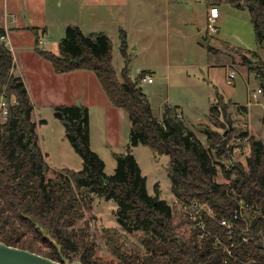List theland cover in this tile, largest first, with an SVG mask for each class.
I'll return each instance as SVG.
<instances>
[{
    "label": "trees",
    "instance_id": "1",
    "mask_svg": "<svg viewBox=\"0 0 264 264\" xmlns=\"http://www.w3.org/2000/svg\"><path fill=\"white\" fill-rule=\"evenodd\" d=\"M209 4L246 10L255 41L264 48V0H209ZM28 31L34 36V52L55 74L86 70L95 75L108 101L128 117V142L126 153L113 154L115 168L112 175H106L104 162L90 149L88 108L53 106L65 137L82 159V168H64L48 177L49 166L31 119L33 105L21 78L10 74L14 70L11 51L0 43V96L4 89L10 95L6 99L8 114L0 121V243L42 254L60 264L70 263L73 256L82 264H97L92 243L87 240L89 235L73 228L82 217L78 211L97 198L115 205L117 225L127 234L138 235L144 250L125 247L122 252L119 246L114 253L117 263L105 264H264L263 248L252 242L246 245L239 237L243 228L257 241L264 237V140L247 132L237 134L246 140L240 144L249 147L246 167L236 163L227 168L221 165L226 182L220 184L215 181L218 160L224 157L230 161L235 145H229L223 135L207 128L203 130L204 146L184 120L177 118L176 107H165L161 120L156 119L139 87L144 72L134 80L128 76L123 38L120 53L125 66L119 80L111 62L112 44L104 33L86 36L77 27L68 26L54 54L39 48L37 29ZM4 35L0 30V36ZM244 51L238 53L242 65L250 63H246L245 53L259 59L255 51ZM258 63L257 81L264 92V62ZM220 97L216 93L215 102L209 107L208 119L216 128L218 117H225L220 115ZM241 109L246 111L245 106ZM138 146L147 147L153 155L168 157L166 172L174 198L181 202L200 200L210 206L214 219L206 220L208 232L204 237H199L198 228L189 237L178 231L173 208L160 199L158 191L148 195L146 178L130 153ZM244 210L254 214L248 226ZM222 219L240 226L230 241L218 224ZM38 243L50 246L40 253L35 245Z\"/></svg>",
    "mask_w": 264,
    "mask_h": 264
},
{
    "label": "rangeland",
    "instance_id": "2",
    "mask_svg": "<svg viewBox=\"0 0 264 264\" xmlns=\"http://www.w3.org/2000/svg\"><path fill=\"white\" fill-rule=\"evenodd\" d=\"M181 5L188 15H191L193 10V19L189 16L190 18L181 22L180 28L176 30L174 21L164 16L163 9L162 18H157L155 24L151 26L150 33H145L146 51L133 58L131 65H128V75L130 73L129 77L132 79L141 73L137 72L140 69L153 70V85L144 84L142 88L156 118H160L166 106L178 105L183 110L184 118L182 119L185 124L204 146H206V139L203 130L207 128L223 135L229 145H235L229 154L230 161L224 157L218 160L220 166H218V175L215 181L221 184L226 182L221 173V165L227 168L230 164L236 163L246 167L245 162L250 155L249 147L246 144H240L242 139L236 135L247 132L253 138H264V92L256 93L258 89H261L257 81V74L260 70L258 61L264 62V48L255 41L254 31L246 10H236L228 4L220 5V19L217 22L218 33L213 37L205 38L206 35L203 31L206 24L201 20L203 19L202 14L200 15L205 9L204 0L200 2L186 0ZM195 16L197 20L194 19ZM134 35L138 36L134 31H130L131 40L138 38ZM63 36V30L58 27L51 28L49 36L46 38L48 43L40 46V37L38 46L55 52ZM15 37L11 36L13 41ZM31 39L33 36L30 34L15 39L21 47L15 55L13 53L12 55L18 58L22 57L23 71L28 68V61L24 57L25 52L31 49L29 48ZM44 39L42 41L45 42L46 39ZM0 41L3 43V40L0 39ZM112 42L114 44L111 52L112 65L117 78L121 80L123 59L119 52L117 35L112 37ZM200 42L203 47L199 45ZM209 47H212L213 51H207ZM243 49L255 51L259 59L255 60L250 54L245 53L248 60L246 63H250L248 66L242 65V59L238 53L245 52ZM126 60L129 61L127 53ZM225 62L228 63L226 66L223 65ZM211 64L213 65L210 66ZM228 66H233L237 71L235 79L231 81L230 85L227 84ZM248 67L250 69H247ZM10 72V74H14L13 69ZM29 85L32 86V91L37 90L35 83L28 82ZM5 91L4 89L1 94L4 96V100L8 96L10 98V95ZM252 92L256 94V97L249 100L247 96ZM216 93L221 96L219 107L224 112L220 111V115L225 116L224 118L218 117V121L215 123L217 128L208 119L209 107L215 102ZM90 99L92 104L87 106L90 149L104 162L105 174L112 175L115 168L113 154L126 153L129 120L126 113L119 111L121 114H112L106 124V107L109 101L99 87L98 95L96 96L92 91ZM36 101L38 104H33L31 119L35 123L38 145L49 166L47 176L51 177L55 171L64 168L79 171L82 168V159L65 137L62 124L54 116L53 106L50 108L44 105V99L40 95L37 96ZM73 101L74 105L84 104L83 97H75ZM110 106L113 107V105ZM244 106L245 112L241 109ZM176 113L179 115L178 109ZM179 118L181 119L180 116ZM130 153L136 160L142 175L146 178L148 195H154L158 191L160 199L166 201L173 208L174 221L179 224L178 231L183 232L187 237L191 236V231H195L196 228L193 222L183 215L182 203L176 204L175 198L170 192V180L166 172L168 157L153 155L144 146L134 147ZM192 201L203 204V206L207 205L200 200ZM248 209L250 210V207ZM247 210H244L243 213L244 220L247 222L246 226L254 218L253 212L250 213ZM114 211L115 205L112 202H104L97 198H92L90 204L78 211L81 212L82 217L75 222L73 228L83 229V232L89 235L87 240L92 243L93 260L97 264L117 263L114 253L119 246H121L122 252L125 247L129 249L137 247L141 252H144L138 235L127 234L117 225L113 215ZM184 219L187 222L184 223ZM239 237L246 238L248 243L252 242L258 245L254 238L248 236L244 230L239 233ZM35 245L40 253L46 252L50 246L40 243ZM259 246L264 251V243H259ZM71 259L72 261L68 264L79 262L78 257L73 256Z\"/></svg>",
    "mask_w": 264,
    "mask_h": 264
},
{
    "label": "crops",
    "instance_id": "3",
    "mask_svg": "<svg viewBox=\"0 0 264 264\" xmlns=\"http://www.w3.org/2000/svg\"><path fill=\"white\" fill-rule=\"evenodd\" d=\"M185 1L186 0H0V30L5 32L4 38L9 43V50L14 55L21 47L16 43L15 39L19 36L28 34L33 36V34L28 31L29 28L37 29V33L40 35L41 39H46L49 36L51 28L58 27L63 30L64 33L66 27L74 26L86 36L104 33L110 39L112 46L114 45L112 37L117 35L119 52L122 38L124 39L126 53L129 56V61L127 62L130 66L133 58L146 51L147 45L144 44L145 33H150L151 26L155 24L157 18H162L163 9L164 16L174 21L176 30L180 28V23L184 22V20H188L190 17L193 19V10L191 11L192 14L188 15L183 5H181ZM195 1L200 2L201 0H193V2ZM204 6V11L200 13L204 19H201L202 22L206 21L208 10L212 7L209 4V0H204ZM216 7L220 12V6L217 5ZM194 19L197 20V17L195 16ZM217 27L219 29L218 25ZM42 30H46V33H42ZM130 31L137 33L138 36H134L138 38L131 40L129 36ZM11 36H16L14 41ZM207 38L210 37L207 36ZM34 41L33 36L29 47L31 49L25 52L24 58L28 61V68L25 71H23V63L21 62L22 57L18 58L12 55L14 74L21 78L32 105L38 104L36 100L37 96L40 95L44 99V105L50 108L57 105H74L73 99L75 97H83L84 104H82L87 107L91 103L90 93L93 91L97 96L98 87L101 89L95 75L86 70H79L69 74H55L51 66L33 52ZM47 43L46 39L44 45ZM199 45L203 47L201 42ZM40 46V49L49 51V49ZM57 51L50 52L57 54ZM207 51H213L212 47H209ZM121 57L124 67L125 59L122 55ZM227 64L228 63L225 62L223 65L226 66ZM212 65L213 64L210 66ZM137 72H144L143 76H150L152 78L154 76V72L151 69H140ZM128 76H130V73ZM134 79L135 77L131 80ZM28 82L35 83L37 90L32 91V86H28ZM153 83L154 80L152 83H146L142 82L140 79L139 87L144 91L142 88L144 84L153 85ZM110 105L112 104L109 102L106 107V124H108L112 114H121L119 111H123ZM166 107L178 108L181 118H184L183 110L180 106L168 105ZM161 117L162 114L159 119L155 118L160 121ZM259 140H264V138H259Z\"/></svg>",
    "mask_w": 264,
    "mask_h": 264
},
{
    "label": "built area",
    "instance_id": "4",
    "mask_svg": "<svg viewBox=\"0 0 264 264\" xmlns=\"http://www.w3.org/2000/svg\"><path fill=\"white\" fill-rule=\"evenodd\" d=\"M218 19H219L218 8L216 6L210 7L208 10L207 17H206V21H205L206 26L204 29L205 34L208 37H213L214 35L217 34L218 27H217L216 23H217ZM0 39L3 40L4 45L8 48L9 43L5 40L4 36H0ZM42 40L43 39H41L39 41L40 45H44V41H42ZM228 67H229V71H228L227 84H231V81L233 79H235L237 71L234 69L233 66H228ZM141 81L146 82V83H152L153 78L150 76H143L141 78ZM256 93L257 94L261 93V90L258 89ZM247 97L250 100L251 98H255L256 94L254 92H252V94L248 95ZM5 100H4V96L1 95L0 96V119H2V120H5L6 116L8 114L7 101H5ZM179 116H180V114L177 115V118H179ZM175 201H176L175 202L176 204L182 203L181 209H182L183 215L187 219H189L193 222V225L195 226L196 229L197 228L199 229V237L200 238L204 237V235L207 234V232H208L206 220H213L214 219V214H213L212 209L209 206H207V205L203 206V204L201 205L200 203H198L196 201L180 202L176 198H175ZM218 224H219V226L223 227L226 230L227 239L229 241L232 239V236H233L232 234L234 233V230L240 229L239 228L240 226L238 224L234 223L233 221L226 220V219L220 220L218 222ZM242 230L247 232V228L240 229V231H242ZM241 240L243 241V243H245L247 245L248 240L246 238H241ZM254 241L257 242L259 245V243H264V237H261L260 240H258V241L256 239H254ZM261 241H263V242H261Z\"/></svg>",
    "mask_w": 264,
    "mask_h": 264
},
{
    "label": "water",
    "instance_id": "5",
    "mask_svg": "<svg viewBox=\"0 0 264 264\" xmlns=\"http://www.w3.org/2000/svg\"><path fill=\"white\" fill-rule=\"evenodd\" d=\"M0 264H60L28 250L0 243ZM72 264H82L74 262Z\"/></svg>",
    "mask_w": 264,
    "mask_h": 264
}]
</instances>
